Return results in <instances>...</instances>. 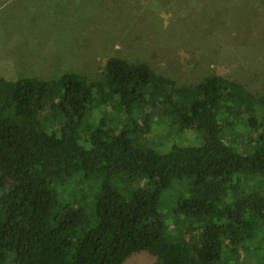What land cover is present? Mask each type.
I'll return each mask as SVG.
<instances>
[{"label":"trees","instance_id":"trees-1","mask_svg":"<svg viewBox=\"0 0 264 264\" xmlns=\"http://www.w3.org/2000/svg\"><path fill=\"white\" fill-rule=\"evenodd\" d=\"M102 76H0V264H122L140 251L155 264H237L224 249L235 260L252 243L264 252V193L237 177L264 176V95L218 74L178 86L119 56ZM155 117L198 139L142 145ZM238 122L255 134L250 153L224 141ZM167 189L177 190L168 234Z\"/></svg>","mask_w":264,"mask_h":264},{"label":"rangeland","instance_id":"rangeland-1","mask_svg":"<svg viewBox=\"0 0 264 264\" xmlns=\"http://www.w3.org/2000/svg\"><path fill=\"white\" fill-rule=\"evenodd\" d=\"M112 56L146 62L178 86L218 74L264 95V0H0L1 77L55 79L75 71L100 80ZM233 128L227 133L232 141L224 137L226 145L253 151L255 144L248 141L255 134L250 127L238 122ZM197 139L196 132L173 117H155L151 131L138 141L164 150L174 142ZM238 176L241 189L264 193V176ZM91 182H68L60 197L71 200L75 189ZM176 192L165 190L158 206L167 234ZM224 252L226 260L237 264H260L264 258L256 243L246 247V260L232 259L229 249ZM155 261L154 255L140 251L122 264Z\"/></svg>","mask_w":264,"mask_h":264}]
</instances>
